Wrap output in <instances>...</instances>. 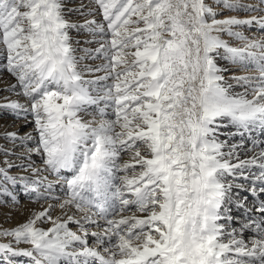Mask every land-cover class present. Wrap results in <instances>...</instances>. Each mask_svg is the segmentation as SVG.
I'll return each instance as SVG.
<instances>
[{"label":"snow or ice","instance_id":"1","mask_svg":"<svg viewBox=\"0 0 264 264\" xmlns=\"http://www.w3.org/2000/svg\"><path fill=\"white\" fill-rule=\"evenodd\" d=\"M0 72V264H264V0H0Z\"/></svg>","mask_w":264,"mask_h":264},{"label":"bare ground","instance_id":"2","mask_svg":"<svg viewBox=\"0 0 264 264\" xmlns=\"http://www.w3.org/2000/svg\"><path fill=\"white\" fill-rule=\"evenodd\" d=\"M66 3H67L68 8H79L81 4H84L88 7L93 6V0H66ZM244 16H246V15H244ZM67 18L71 22H80L85 18L90 19L91 17H82L79 15V13L72 12V13H69ZM96 18H97V20L100 19L99 16H97ZM70 35H71L73 41L82 40L84 38L83 34H78L75 30L71 31ZM94 46L95 45H92V47H94ZM4 74L7 75V77H8V81L6 82V85L4 84V86H5L4 89H6L10 84L15 83V79L10 74H8L6 72H4ZM4 97H9L11 99H17V97L14 93L0 89V102H3ZM21 102H23V98H21ZM11 119L13 120V118L11 116H7V115L0 118V133H2L5 129L8 131H13L16 129V128L12 127V125H10ZM18 123H19V121H18ZM21 128H22L21 126H19L17 128V130H19L21 134H23L24 132H28V130H25V129L21 130ZM0 145H10V142L5 141L2 138H0ZM19 151H20V149H17V152H19ZM0 159H2V157H0ZM33 159H35V156L33 157ZM37 163H39V162H37ZM13 172H16V171L14 170ZM57 194H59V193H57ZM23 195L26 196L27 199L25 201H23L20 205L15 204V205L11 206V204H7L3 207V209L7 210V211L0 213L1 214L0 215V228L9 229V228L15 227L16 225L24 222L25 219L28 217V215L31 213V211L33 209H36V210L39 209V205L34 203L26 194L22 193V196ZM0 240L6 241V238H0ZM24 246L25 245H21V247H24ZM17 259H19V261L21 259L27 260V258L25 259L23 257L17 258ZM19 263H22V261H20Z\"/></svg>","mask_w":264,"mask_h":264},{"label":"rangeland","instance_id":"3","mask_svg":"<svg viewBox=\"0 0 264 264\" xmlns=\"http://www.w3.org/2000/svg\"><path fill=\"white\" fill-rule=\"evenodd\" d=\"M242 15H255V13H244V14H242ZM248 34H253V33H248ZM257 34V33H256ZM258 35V34H257ZM239 74V73H238ZM8 81V77H7V75H5L4 74V72H0V89H4V84L6 85V82ZM13 118V117H12ZM18 121H19V123H18ZM24 124V121L22 120V119H11V123H10V125H12V127H14V128H16L15 130H17V128L19 127V126H21L22 127V125ZM9 125V126H10ZM17 126V127H16ZM28 130V131H30V129H31V126L29 125L28 127H22L21 128V130ZM34 160H36V162H39V157H35V159ZM18 171V169H13V171ZM27 199V197L26 196H22V193H21V195L19 196V198H18V205H20L23 201H25ZM7 205V204H6ZM5 205H0V213H2V212H5V211H7V210H4L3 209V207H4ZM11 206H13L12 204H11ZM11 214V213H10ZM1 215V214H0ZM12 215V214H11ZM26 259V258H25ZM20 261H22V263H19ZM19 261V259H18V264H27V260H24V259H21Z\"/></svg>","mask_w":264,"mask_h":264}]
</instances>
